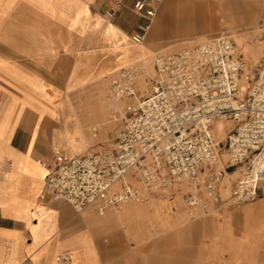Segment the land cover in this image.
Listing matches in <instances>:
<instances>
[{
    "label": "built area",
    "instance_id": "2783aa9c",
    "mask_svg": "<svg viewBox=\"0 0 264 264\" xmlns=\"http://www.w3.org/2000/svg\"><path fill=\"white\" fill-rule=\"evenodd\" d=\"M163 2L134 1L131 8L142 18L131 34L134 44L145 42ZM123 7L124 0H112L105 15L115 18ZM261 48L253 74L247 73L244 55L226 32L157 55L145 96L136 86L140 67L112 75L105 104L117 126L113 145L56 153L39 197L66 202L77 212L105 215L190 180L199 191L186 197L194 221L202 212L221 208L226 175L233 170L240 176L229 198L245 203L264 197V35ZM120 101L125 102L121 111ZM222 120L234 122L225 144L214 137L213 127ZM56 262L74 264V259L63 253Z\"/></svg>",
    "mask_w": 264,
    "mask_h": 264
},
{
    "label": "crops",
    "instance_id": "0c3cea01",
    "mask_svg": "<svg viewBox=\"0 0 264 264\" xmlns=\"http://www.w3.org/2000/svg\"><path fill=\"white\" fill-rule=\"evenodd\" d=\"M134 1L124 0L121 13L108 19L112 0H0V264H57L63 253L75 264H121L124 252L126 264H134L126 244L96 236L101 230L87 227L70 204L39 197L56 150L73 155L113 145L115 128L109 140L107 125L92 129L105 113L100 80L117 69L105 33L112 23L131 36L142 21ZM199 5L164 0L159 29L173 31L177 10L198 18ZM192 31L198 30L182 35H201ZM91 84L99 93L83 88ZM87 232L95 235L85 241L80 237Z\"/></svg>",
    "mask_w": 264,
    "mask_h": 264
},
{
    "label": "rangeland",
    "instance_id": "374dc122",
    "mask_svg": "<svg viewBox=\"0 0 264 264\" xmlns=\"http://www.w3.org/2000/svg\"><path fill=\"white\" fill-rule=\"evenodd\" d=\"M197 1L200 3L203 11L199 17L209 20H206V23L203 22V25H192L190 29H197L198 31H192L189 34L197 33L201 35L183 36L182 34H186L187 32L177 30L167 32L166 34L155 35L154 31L158 26L157 16L152 29L143 43L153 51L152 59L148 65L151 67L150 72H147V66L143 62H135L124 67H140V75L149 81L147 87L141 89L138 85V77H140V75L137 76L136 86L139 95L145 96L148 94L150 88L149 84L155 74L154 59L157 55L167 54L193 46L223 32L231 36L237 44L240 53L244 55L247 73L253 74L256 70L262 55L261 39L264 35V0H231L229 13L226 12L228 7H225L224 12L223 5V3H226L228 0ZM246 2H255L253 10H251L256 16L253 22L245 20L248 14L247 11H249L246 10V7L243 5ZM168 34H172V36ZM118 71H120V69H114L100 80V83H103L101 88L103 94L100 97V102L105 108V113L102 120L96 124L107 125L108 129H106L104 133V138L107 140L112 139L113 130H115L116 127L110 123V108L105 104V99L108 97L111 77L114 75L113 73ZM83 88L91 91V94L99 93L98 84H91ZM124 106V101H120L117 104V108L120 111ZM222 121L229 123L225 138H221L216 133V123L213 127L214 137L217 141L225 144L226 137L233 128L234 122L228 120ZM59 151L62 150H56L54 157ZM54 157L52 160L48 161L46 165L51 164L54 161ZM224 158L225 155H223V159ZM239 176V170H233L232 172L228 171L224 182L227 189L223 191L224 202L221 208L219 210L212 208L209 209L208 212H202L194 221L190 218L186 206V197L193 193H198L199 191L194 187V190H188L180 194L176 188L184 181L193 186L190 180L175 182L163 195H148L143 201H131L125 203L120 208H112L105 215H98L90 210L77 212L72 206L71 207L76 213L84 217L87 227L91 226V216H96L100 219L109 218L110 220L106 225L102 228L99 227L101 234L98 235L97 233L96 236L102 237L107 243L120 240V244H126L129 250L134 253V264H208L209 262H215L216 264H243L242 262L244 261H242L237 254L235 240L240 237V226H243L246 220L243 216L237 215L236 210H255L260 214L259 220L264 221V197L261 196L254 201L245 203L235 202L233 199L229 198L231 187ZM203 195L202 193V198H204ZM152 198L154 202H157V206L155 210L148 213L146 216L143 215L142 217L128 221H122L118 218L119 215L124 212L128 204H149ZM206 219H210L215 228L211 237L204 235L200 228H196V226L202 224ZM138 222L145 228L146 235L142 236L138 230ZM91 227L93 229L97 228V226L93 225ZM125 247L124 245V248ZM262 250V254H264V247ZM119 259L123 261L121 264H126V252L121 254ZM254 264H264V256L260 257L258 262Z\"/></svg>",
    "mask_w": 264,
    "mask_h": 264
},
{
    "label": "bare ground",
    "instance_id": "6f19581e",
    "mask_svg": "<svg viewBox=\"0 0 264 264\" xmlns=\"http://www.w3.org/2000/svg\"><path fill=\"white\" fill-rule=\"evenodd\" d=\"M246 7V10L248 14L246 15L245 20L255 21L256 16L255 13L252 12L253 7L255 6V2H246L243 4ZM198 15V18H194L192 20L186 19L185 15L187 13H190L189 10L184 9L183 11H178L173 16V21L170 22V26L172 30L177 31H187L190 30L192 25H203L202 23H206V20H203L201 17H199L200 14H202L201 5L198 6V9L196 10ZM106 39L112 43L111 45V51L115 55V63L117 69H121L122 67H125L127 65H131L135 62H143L147 66V72H150V66L149 62L152 59V53L153 51L144 44L136 45L132 42L131 36L124 33L120 29H118L115 25L112 23L108 24L107 26V33H105ZM154 34H163V28L159 29L157 28L154 31ZM138 85L141 89H144L147 87L148 80L141 76L138 77ZM100 106L105 111L104 106L100 102ZM229 128L228 122L223 121H217L216 122V133L221 138H225L226 130ZM67 133V132H66ZM69 135L68 133L66 136ZM73 140H70L69 142L72 143ZM72 149L74 151L82 150L80 147L73 146ZM48 171V170H47ZM180 194L188 191V190H194V186H192L190 183L184 181L183 183H180L176 187ZM157 206V202H154L153 198L152 201L149 204H142V205H134V204H128L125 208L124 212L119 215L120 220H133L138 217H142L143 215H147L148 213L155 210ZM237 215L243 216L246 220V222L243 224V226H240V237L236 238L235 244H236V251L238 256L242 259L243 264H254L257 263L260 257H263V245H264V221H260V214L255 210H248V209H242V210H236ZM180 219V217H179ZM109 218H97L96 216H91L90 221L91 225L97 226V230H99V227L102 228L104 225L107 224L109 221ZM240 225V224H239ZM137 228L140 231V233L143 235H146L145 228L141 225V223H137ZM196 228H200L204 235L211 237L212 233L214 232V225H212L210 219H206L202 224L196 226ZM193 229V228H192ZM94 235H91L89 232L82 235L80 238L87 239L93 237ZM75 264V263H74ZM208 264H216L215 262H209ZM218 264V263H217Z\"/></svg>",
    "mask_w": 264,
    "mask_h": 264
}]
</instances>
